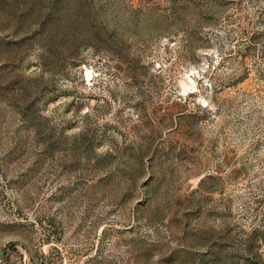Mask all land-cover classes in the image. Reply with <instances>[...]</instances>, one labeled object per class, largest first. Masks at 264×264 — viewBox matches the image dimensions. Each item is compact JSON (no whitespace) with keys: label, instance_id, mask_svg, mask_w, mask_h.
Instances as JSON below:
<instances>
[{"label":"rangeland","instance_id":"374dc122","mask_svg":"<svg viewBox=\"0 0 264 264\" xmlns=\"http://www.w3.org/2000/svg\"><path fill=\"white\" fill-rule=\"evenodd\" d=\"M0 264H264V0H0Z\"/></svg>","mask_w":264,"mask_h":264}]
</instances>
